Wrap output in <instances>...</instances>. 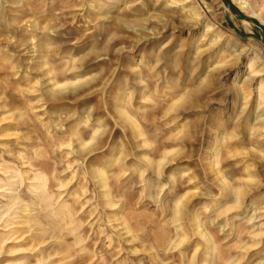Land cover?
Masks as SVG:
<instances>
[{"label": "rangeland", "instance_id": "1", "mask_svg": "<svg viewBox=\"0 0 264 264\" xmlns=\"http://www.w3.org/2000/svg\"><path fill=\"white\" fill-rule=\"evenodd\" d=\"M0 264H264V0H0Z\"/></svg>", "mask_w": 264, "mask_h": 264}, {"label": "bare ground", "instance_id": "2", "mask_svg": "<svg viewBox=\"0 0 264 264\" xmlns=\"http://www.w3.org/2000/svg\"><path fill=\"white\" fill-rule=\"evenodd\" d=\"M252 64H253V61H251L250 63V68L252 67ZM218 138V133L216 134V139ZM216 152L219 153L220 152V149L218 148V146H215V148L213 149V154ZM228 194L232 193L233 192V188H229L228 190ZM227 201V203H225L221 208L224 210L225 213H229L232 211V198L231 197H227L226 199H224ZM250 214H247L245 216H242V220H246L247 218H249ZM198 229L200 228V226L197 227Z\"/></svg>", "mask_w": 264, "mask_h": 264}]
</instances>
